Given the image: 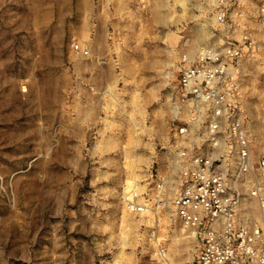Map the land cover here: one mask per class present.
Masks as SVG:
<instances>
[{
  "label": "rangeland",
  "instance_id": "374dc122",
  "mask_svg": "<svg viewBox=\"0 0 264 264\" xmlns=\"http://www.w3.org/2000/svg\"><path fill=\"white\" fill-rule=\"evenodd\" d=\"M240 10L220 21L211 0H0V264H192L176 172L147 214L126 196L187 144L179 78L200 48L253 41L241 58L256 113L244 115L264 155V0ZM244 206L264 225L256 199Z\"/></svg>",
  "mask_w": 264,
  "mask_h": 264
},
{
  "label": "built area",
  "instance_id": "2783aa9c",
  "mask_svg": "<svg viewBox=\"0 0 264 264\" xmlns=\"http://www.w3.org/2000/svg\"><path fill=\"white\" fill-rule=\"evenodd\" d=\"M248 1L214 0L218 19L243 16L240 7ZM252 49L253 41L244 38L201 48L196 60L183 57L179 89L190 113L186 125L175 127L187 144L178 145L172 168L178 177L172 206L195 241V264H264V225L242 214L254 199L264 209V155L253 152L236 75L240 58ZM172 177L158 176L144 194L129 193L127 208L147 214L154 199L164 205Z\"/></svg>",
  "mask_w": 264,
  "mask_h": 264
},
{
  "label": "crops",
  "instance_id": "0c3cea01",
  "mask_svg": "<svg viewBox=\"0 0 264 264\" xmlns=\"http://www.w3.org/2000/svg\"><path fill=\"white\" fill-rule=\"evenodd\" d=\"M211 4L213 6V10L216 11L217 9L215 7L214 0H211ZM216 16H217V12H216ZM244 18H245L244 16L236 15L235 12H232L231 13V18H229L228 20H236V21H239V20H242ZM212 46H214V47H222L223 45L222 46L212 45ZM200 49H198L196 51L195 55L192 56V57L190 56V54H185V55H183V57H186L187 56L188 59L196 60ZM244 62H245V57H243V58H241L239 60V68L236 70V75H237V78H238L239 84H240V97H241V103H242V107H243V112L245 114H247L248 116L252 117L256 113V109H255L256 107H255V104H254L253 100L248 97V93L246 92L245 82H246L247 77H246ZM248 129H249V126H248ZM249 131H250V129H249ZM250 134H251V137H252L251 131H250ZM251 139H252V147L254 148V145H253V137ZM162 175L173 176V171L170 168V170L167 171V173L160 174V176H162ZM195 252H196V248H195ZM195 256L196 255H194L192 264H195Z\"/></svg>",
  "mask_w": 264,
  "mask_h": 264
},
{
  "label": "bare ground",
  "instance_id": "6f19581e",
  "mask_svg": "<svg viewBox=\"0 0 264 264\" xmlns=\"http://www.w3.org/2000/svg\"><path fill=\"white\" fill-rule=\"evenodd\" d=\"M200 38H202L201 36H199L198 40H200ZM204 39V38H203ZM264 216V215H263ZM159 257L161 260H164V261H169L170 259L168 258V253L166 252H161L159 253ZM175 261V260H173ZM170 262V261H169Z\"/></svg>",
  "mask_w": 264,
  "mask_h": 264
}]
</instances>
